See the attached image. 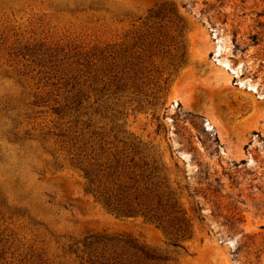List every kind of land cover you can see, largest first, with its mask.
Returning <instances> with one entry per match:
<instances>
[{"label": "rangeland", "instance_id": "1", "mask_svg": "<svg viewBox=\"0 0 264 264\" xmlns=\"http://www.w3.org/2000/svg\"><path fill=\"white\" fill-rule=\"evenodd\" d=\"M129 134L179 183L188 238L88 191L76 163ZM131 244L264 264V0H0V264Z\"/></svg>", "mask_w": 264, "mask_h": 264}, {"label": "trees", "instance_id": "2", "mask_svg": "<svg viewBox=\"0 0 264 264\" xmlns=\"http://www.w3.org/2000/svg\"><path fill=\"white\" fill-rule=\"evenodd\" d=\"M129 136L121 141L120 150L111 152L99 145L98 150L92 148L89 156L84 155L76 163L86 179L88 191L112 212L142 216L174 240L188 238L193 218L182 200L179 183L171 178L160 159L138 157V140ZM202 217L199 215L197 219L202 221ZM131 249L112 246L101 248L99 253L94 251L92 255L98 264H161L166 261L144 246L131 244Z\"/></svg>", "mask_w": 264, "mask_h": 264}]
</instances>
